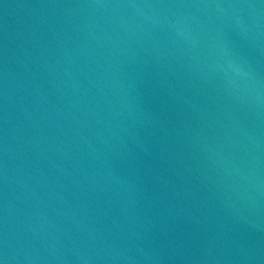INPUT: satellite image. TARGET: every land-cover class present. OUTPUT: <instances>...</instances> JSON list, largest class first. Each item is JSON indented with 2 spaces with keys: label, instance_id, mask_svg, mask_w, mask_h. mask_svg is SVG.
<instances>
[{
  "label": "water",
  "instance_id": "95a60500",
  "mask_svg": "<svg viewBox=\"0 0 264 264\" xmlns=\"http://www.w3.org/2000/svg\"><path fill=\"white\" fill-rule=\"evenodd\" d=\"M0 264H264V0H0Z\"/></svg>",
  "mask_w": 264,
  "mask_h": 264
}]
</instances>
